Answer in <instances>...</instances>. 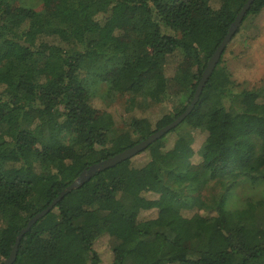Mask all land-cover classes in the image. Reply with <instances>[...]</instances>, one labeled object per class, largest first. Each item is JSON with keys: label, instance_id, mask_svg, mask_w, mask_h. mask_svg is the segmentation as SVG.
Here are the masks:
<instances>
[{"label": "trees", "instance_id": "16d2710c", "mask_svg": "<svg viewBox=\"0 0 264 264\" xmlns=\"http://www.w3.org/2000/svg\"><path fill=\"white\" fill-rule=\"evenodd\" d=\"M246 2L0 0V264L83 170L185 111ZM263 7L254 0L241 24ZM222 54L190 114L69 192L22 237L13 264H101L106 239L116 241L110 264H264V91L240 88ZM101 84L176 108L113 136ZM192 130L205 134L198 145ZM242 183L259 197H237ZM208 184L218 191L204 197Z\"/></svg>", "mask_w": 264, "mask_h": 264}, {"label": "rangeland", "instance_id": "374dc122", "mask_svg": "<svg viewBox=\"0 0 264 264\" xmlns=\"http://www.w3.org/2000/svg\"><path fill=\"white\" fill-rule=\"evenodd\" d=\"M222 66L230 74L231 79L240 85L242 89H262L264 91V7L257 15L248 16L239 26L233 39L225 47L222 54ZM98 90L103 94V106L114 118L115 128L113 136L126 130V124L132 118H147L152 124L164 114L173 112L176 108V100H164L155 103L140 95L109 94L104 92L106 85L101 84ZM194 137V145H198L205 138L200 130L191 131ZM175 139V132L168 135L167 147L170 148ZM261 188L252 187L249 183H242L235 191V195L242 199L249 196L259 197ZM218 187L208 184L200 189L204 197L216 193ZM260 219V225L264 227V211L255 213ZM153 212L143 214L141 218L153 217ZM116 244L115 240L98 243V252L101 264H110L111 247Z\"/></svg>", "mask_w": 264, "mask_h": 264}, {"label": "water", "instance_id": "95a60500", "mask_svg": "<svg viewBox=\"0 0 264 264\" xmlns=\"http://www.w3.org/2000/svg\"><path fill=\"white\" fill-rule=\"evenodd\" d=\"M254 0H247V2L244 4L240 12L237 14L235 17L233 23L229 27V30L217 49L214 51L213 55L210 57V59L207 62V65L202 73V76L200 78V81L197 85V88L193 94V98L185 111L180 114L177 118H175L170 124L160 128L158 131L154 132L150 136H148L146 139L142 140L141 142L135 144L134 146L125 149L124 151L106 159L103 161H100L96 164H93L83 170V172L80 174V176L72 182L69 186H67L44 210L40 211L36 215H34L27 223V225L20 230L19 234L17 235L15 239V243L13 245V248L6 260L3 262V264H13L16 259V252L18 249V245L22 239V237L31 229V227L39 221L41 218L46 216L69 192L72 190L76 189L78 186L84 184L87 180L95 176L96 174L112 168L130 158L133 156L137 155L138 153L142 152L145 150L150 144L153 142L157 141L164 135H166L169 131L177 127L192 111L194 108L195 104L198 101L199 95L202 91L203 86L207 82L208 78L210 77L211 73L214 70V67L216 66L218 60L220 59V56L239 28L244 16L248 12L251 4L253 3Z\"/></svg>", "mask_w": 264, "mask_h": 264}]
</instances>
